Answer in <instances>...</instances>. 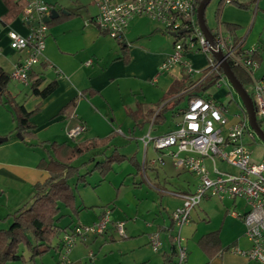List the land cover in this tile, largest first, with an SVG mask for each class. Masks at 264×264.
I'll return each instance as SVG.
<instances>
[{
  "label": "crops",
  "instance_id": "crops-1",
  "mask_svg": "<svg viewBox=\"0 0 264 264\" xmlns=\"http://www.w3.org/2000/svg\"><path fill=\"white\" fill-rule=\"evenodd\" d=\"M237 1H249L250 5L248 8H240L232 2L224 3L219 21L215 19V23L212 26L208 25V27L214 29L219 26L227 30L221 24L222 22L238 24L240 26L238 34L243 38V45L255 44L260 47V65L256 72L257 75H260L264 73V0ZM89 7L90 5H82V7L79 6V8L71 10L60 5V13H62V9H65L67 13L63 14L74 12V15L47 26L41 62L34 65L33 69L41 72L43 78L39 89L51 82H54L55 85L53 90L43 98L27 92L22 101L27 110H31L40 102L38 111L30 117L35 125L32 130L33 135L31 137L22 136L20 138L16 136V138H10L5 128L0 129V135L7 136L6 141L0 142V221L2 223L8 222L7 224H9L7 221L10 218L9 214L28 203L33 193V184L36 181L44 180L47 176L46 170L37 167L39 159L46 157L49 152L48 143L40 144V141L56 140L74 143L86 137L104 136L111 130H117L119 134L124 135V129L120 125L114 126V118L109 117L106 111L112 110V106L117 104H120L122 109L125 107L134 109L137 102L155 104L171 81L174 78H179L183 73L178 66L170 71L158 73L159 64L172 50L174 39L168 41V46L159 47L155 50L150 49L147 45V41L150 39L146 41V29L145 31L139 29L140 24L137 17L142 16L134 17L124 32L122 41L126 44L129 58L128 62H124L120 58L121 48L118 41L102 32L95 23L90 21L85 23L95 13H89ZM5 10L6 7L0 0V16ZM82 10L85 12L82 13ZM9 29L27 34L29 26L21 19L20 15L10 23L3 22L0 17V65L8 73L13 64L24 55V51H17L9 46L6 34ZM155 30L149 31V36L154 34ZM170 36L173 35L170 34ZM188 58L194 67L201 68L204 66V53L192 52L188 54ZM88 60L90 62L86 63ZM17 82L15 87L10 88L15 99L20 94L19 85L28 87V84ZM82 90L85 91L80 93ZM208 91L210 96L219 100L217 96L211 93L210 89ZM75 96H78V99L69 112L71 114L61 113L60 109ZM186 99L165 113L164 123L168 119L170 120L168 128L154 134L163 133L174 126L175 109L182 106ZM129 119L132 121L130 117ZM78 122H83L86 125V130L76 138L68 137L66 130ZM146 124H148L151 133L155 124L152 119ZM148 145L146 150L143 149V159L140 162L145 177H147V169L154 170L156 166L164 164V159L161 164L150 163V160L158 152L150 145L155 155L148 157ZM134 152L136 154V150L132 153ZM91 153H86L85 156L88 158ZM99 157L96 156V158ZM170 160L172 161L171 158ZM172 165L178 171L176 175L179 180L174 188L165 191V194L169 196V209H166L168 200L164 201L161 205L162 211L159 212L160 219L158 221L156 220L157 217H154L151 222L146 223V229L137 230L135 223L128 221L126 215L116 214L117 204L114 203V200H117L120 187L116 188L113 197L101 191L95 194L98 198L97 201H91V197H89L90 199L81 197L80 200H76L77 205L87 206L82 207L77 216L63 208L64 216L58 224L63 227L67 224L91 223L100 217L104 209L108 208L111 221L106 230L101 234H89L78 241L68 251L67 260L64 263H59L57 259L60 247L45 254L51 253L54 264H160L162 253L169 251L172 245L169 235L174 232V229L171 228L173 226L171 212L176 205L181 203V198L175 192L191 191L197 182L195 174L185 166H175L173 161ZM108 174L98 180V184H95L96 189L102 187L103 183L109 182ZM157 176L156 171L154 177ZM147 181L148 183L152 182L148 178ZM161 189H165L163 185ZM210 198L212 197L205 198L200 203L203 204ZM88 199L89 201H86ZM224 200H227L228 203H225ZM219 202L222 207H220L222 211L220 220L212 221V217L207 216L208 223L204 224L201 222L194 223L190 217V221L182 226L180 232H182L181 235L185 240L186 248L188 246L186 258L182 264H204L207 261L208 264H260L231 249L208 258L197 245V239L200 235L218 229L222 245L234 241L233 247L247 248L249 246V241L244 235V224L229 212L232 210L231 206L238 204L237 200L225 197ZM240 204L242 205V202ZM228 216L233 226H227ZM116 220L125 221V236H119L115 231L112 222ZM154 230L160 232L161 245L158 250H153L148 240L149 234ZM58 241L59 235L54 239V243L59 244ZM19 251L26 254L21 245ZM89 252L93 253L92 257L89 256ZM44 256L41 258V263L47 264ZM175 261L176 256L170 264H175ZM16 263L28 264L21 260L7 262V264Z\"/></svg>",
  "mask_w": 264,
  "mask_h": 264
},
{
  "label": "built area",
  "instance_id": "built-area-1",
  "mask_svg": "<svg viewBox=\"0 0 264 264\" xmlns=\"http://www.w3.org/2000/svg\"><path fill=\"white\" fill-rule=\"evenodd\" d=\"M27 5L20 14L28 24L27 34L13 29L7 31L9 46L24 55L16 61L9 71V78L27 84L28 72L41 62L47 31L43 17L50 14V6L43 0H26ZM96 6L94 15L85 21L95 23L107 35L120 40L130 21L136 16H147L157 20L169 32L186 35L178 37L172 50L161 61L158 73L170 71L175 66L189 74L191 79L202 78L212 72L219 76L214 86H219L226 76L219 61L211 52V46L201 31L196 19V0H93ZM230 0H224L229 3ZM36 22V24H34ZM181 29H184L180 32ZM214 47L218 48L229 65L240 66L250 75L252 81V100L257 119L264 124V73L257 75L260 47L243 45V38L235 39L229 30L216 27L212 31ZM202 52L205 63L201 68L192 65L188 54ZM88 60L86 63H89ZM221 68V70H219ZM203 70L207 72H203ZM262 128V126H261ZM263 129V128H262ZM86 130L83 122H78L66 130L70 138H76ZM264 130V129H263ZM246 112L228 111L222 101L210 96H191L182 106L175 109L174 126L158 134L148 129L140 139L144 150L150 144L158 154L150 160L151 164H161L162 155H169L175 166H185L197 177L193 190L175 192L181 198L171 212L172 232L170 239L177 248L175 264L185 261L187 249L181 235V228L190 221L192 209L203 199L239 198L246 207L243 211L230 210V214L244 224V235L249 241L247 248L232 247L231 250L243 254L248 259L264 264V155L252 160L253 150L245 136L254 137ZM217 160L225 161L236 169L235 172L221 171ZM110 211L104 209L100 217L91 223H76L62 229L59 234L60 253L58 262L67 260L68 251L89 234L103 233L110 223ZM124 220L112 222L119 236H125ZM153 250L161 245L160 232L152 231L148 236ZM90 257L92 252L88 253Z\"/></svg>",
  "mask_w": 264,
  "mask_h": 264
},
{
  "label": "trees",
  "instance_id": "trees-1",
  "mask_svg": "<svg viewBox=\"0 0 264 264\" xmlns=\"http://www.w3.org/2000/svg\"><path fill=\"white\" fill-rule=\"evenodd\" d=\"M6 10L1 14V20L5 23L12 22L18 17L24 7L27 5L26 0H1ZM200 0H196L195 7ZM240 8H248L250 2H239L230 0ZM224 0H219L215 8L214 17L219 21ZM51 9H56L54 4H50ZM74 15L60 13L55 18L46 22L47 26L63 21L64 19ZM224 28L229 30L235 39L241 38L238 34L240 26L235 23L222 22ZM186 32L191 31L186 28ZM102 32L104 30L100 29ZM211 32L213 31L210 28ZM186 32L175 34L174 41L178 37L186 35ZM106 33V32H105ZM123 38L117 40L120 44V58L124 62H128V54L126 44ZM174 43V42H173ZM231 69L236 78L240 81L244 89L252 96V81L249 73L240 66L231 65ZM221 70V68H219ZM183 71V70H182ZM203 72H207L206 70ZM29 93L38 95L41 98L47 96L54 88L55 83L51 82L44 88L39 89L42 83L41 72L33 68L27 75ZM219 76L212 72L205 74L202 78L191 79L189 74L183 71L179 78H174L156 106L151 107L148 104L137 102L134 109L125 107V113L133 121L132 129L142 128L152 119L154 124L160 125L165 121V113L174 106L181 103L185 98L191 96L210 97L208 91ZM9 73L0 65V103L9 105L12 114V121L15 123L14 130L23 137L33 135L32 130L35 125L30 117L38 111L40 102L34 108L27 110L23 103H19L15 99V95L7 89L9 82ZM251 86V89H250ZM85 90L80 91L83 93ZM78 96L69 100L61 109V113L70 115V110L75 106ZM259 125H262L261 119H257ZM119 133L117 130H111L104 136H91L74 143L66 141H40V144L48 143V154L46 157L39 159L37 167L47 171V176L42 181H36L33 184V193L30 201L14 210L10 215L11 221L7 227H0V264H7L10 261L21 260L28 262L36 257L42 256L50 250H57L60 246L54 239L59 235L62 229L68 228L71 224L60 226L58 222L64 216L63 208L68 209L73 215L77 216L80 209L87 207L76 204V195L74 188L77 184H87L86 176L97 171L100 179L104 178L113 168L115 163L124 160L129 161L138 170L141 169V163L136 159L135 152L131 155L121 153L117 145H113L109 153H105L107 147L112 144L113 139ZM92 152L88 158L79 164L74 162L82 155ZM100 156V158H96ZM92 163L85 172H80V168L86 164ZM145 167V166H144ZM75 178L74 184L70 183L71 178ZM23 246L26 254L19 251V246ZM197 245L207 255L208 258L213 257L219 252L230 250L234 246V241L222 245L219 237V230H212L200 235L197 239ZM177 255V248L171 245L169 251L162 253V261L160 264H170L172 259ZM204 264H208V261Z\"/></svg>",
  "mask_w": 264,
  "mask_h": 264
},
{
  "label": "rangeland",
  "instance_id": "rangeland-1",
  "mask_svg": "<svg viewBox=\"0 0 264 264\" xmlns=\"http://www.w3.org/2000/svg\"><path fill=\"white\" fill-rule=\"evenodd\" d=\"M49 6L50 4H54L55 7L59 8L60 5H63L71 10H75L82 7V5H90L89 13L96 12V6L93 0H43ZM219 0H210L204 10V16L207 25L212 26L215 23L214 12ZM97 10V9H96ZM85 10H82V13ZM85 14V13H84ZM139 22V29L141 31H145L146 29V41L147 45L150 49L155 50L159 47L163 48L164 46H168L169 42L174 39L173 36H170L168 30L165 29L163 23L151 19L147 16L145 17H137ZM158 25V27H155ZM156 29L154 34H148L149 31ZM149 36V37H148ZM112 38V37H111ZM113 39V38H112ZM18 84L15 80H9L7 84V89L10 90L11 87H15ZM147 84V83H146ZM20 86V94L16 99L17 102L22 103L24 100L26 93L29 92V87ZM19 88V87H18ZM251 89V86H250ZM212 94L217 96L220 101L228 106V111L243 113V105L241 100L232 87L228 79L221 80L219 86H212L210 88ZM149 106L154 107L156 104L148 103ZM124 108V106H123ZM109 117H113L114 126L120 125L122 129H124L125 134H118L112 141V144L106 148L105 153H109L113 147V145H117L121 153L126 155H130L133 151L136 150L137 160L142 162L143 159V149L144 143L140 139L141 135H143L148 130V124H145L142 128H134L132 129L133 121L129 119V116L126 115L125 109H122L120 104L112 106V110L106 111ZM170 125V120L164 124L153 126L151 133H157L164 131ZM15 123L12 121L11 109L8 104L0 103V129L5 128V131L9 133L10 138H16L17 132L14 130ZM264 129V124L261 125ZM5 136V135H0ZM244 141L249 144L251 149L253 150L252 160L257 161L264 155V143L254 134V137L245 136ZM154 150L148 145L147 147V156H154ZM100 158V157H99ZM87 157L82 155L78 158L74 163L79 164L80 162L86 160ZM164 164L161 166H156L154 170H146L147 177L144 176L142 170H137L133 164L129 161L124 160L120 163H115L113 165L112 171L108 174V183H103L99 189H96L95 184H98V180L100 179V175L97 171H93L89 175L86 176L87 184H77L74 188V192L76 195V200H80L81 197H91V201H97V196L95 194L103 191L104 193L109 194L110 197H113L115 194L116 188L120 187V191L118 193L117 200H114V203L117 204L116 214L126 215L127 220L134 222L137 230L143 231L146 229V223L151 222L154 217H157V221L160 219L159 212L162 211L161 205L164 201H167L166 209H169V196L165 194V191L170 188H174L178 183L177 178V169L172 165V161L169 156L163 155ZM92 163L86 164L80 168V172H85L86 169L91 167ZM217 167L221 171H229L235 172L236 169L233 168L230 164L225 161L217 160ZM158 173L157 177H154L155 173ZM187 174V173H186ZM147 178L152 181L148 183ZM75 178L70 179V183L74 184ZM162 185L164 186V190L161 189ZM158 188V189H157ZM158 190V191H157ZM160 190V191H159ZM86 198V199H87ZM86 200V201H89ZM208 201L195 206L190 213V217L193 222H201L208 223V217H212V221L220 220L222 211L221 204L219 202L220 199L217 197H212L207 199ZM229 200V199H227ZM227 200H224L225 203H228ZM237 205L231 206V209L237 211H243L246 207L241 205V199L236 198ZM221 207V208H220ZM203 217V219H202ZM230 217H227V226H233L231 223ZM191 220V221H192ZM7 221H11V217L7 219ZM192 222V223H193ZM8 222L2 223L0 221V227H7ZM184 232V231H183ZM182 233V232H181ZM190 242V240H189ZM188 248V246H187ZM186 248V249H187ZM188 251V249L186 250ZM45 255V256H44ZM42 256L36 257L32 261H28V264H42L41 258L44 256L46 258L47 264H54V260L51 257V253L44 254ZM58 259V257H57ZM18 264V263H16ZM261 264V263H260Z\"/></svg>",
  "mask_w": 264,
  "mask_h": 264
},
{
  "label": "water",
  "instance_id": "water-1",
  "mask_svg": "<svg viewBox=\"0 0 264 264\" xmlns=\"http://www.w3.org/2000/svg\"><path fill=\"white\" fill-rule=\"evenodd\" d=\"M209 1L210 0H200L197 4L196 19H197L198 25H199L201 31L203 32V34L205 35V37L207 38V40L211 46L212 54L219 61V64H220L226 78L228 79V81L230 82L232 87L237 92V94L241 100V103L243 105V108L246 112L248 122H249L251 129L254 131L256 136L264 143V130L261 128V126L259 125V123L257 121L255 109H254V105H253V100H252L251 96L244 89V87L242 86L240 81L236 78L235 74L233 73V71L231 69V66L223 58L221 51L218 48L214 47L213 34L205 22V16H204V10H205V7ZM61 12L67 13V11L65 9H62ZM59 14H60V12L53 8V9H51L49 15H46L43 17V21L47 22L48 20L55 18ZM34 24H36V22H34ZM183 30L184 29H181L180 32ZM170 34L174 36L175 32H170ZM17 136L22 138V135L19 133H17ZM6 140H7V136H0V142L6 141Z\"/></svg>",
  "mask_w": 264,
  "mask_h": 264
}]
</instances>
